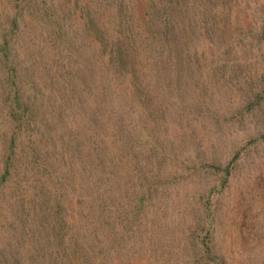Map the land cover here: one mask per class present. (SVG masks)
I'll list each match as a JSON object with an SVG mask.
<instances>
[{"label": "rangeland", "instance_id": "1", "mask_svg": "<svg viewBox=\"0 0 264 264\" xmlns=\"http://www.w3.org/2000/svg\"><path fill=\"white\" fill-rule=\"evenodd\" d=\"M166 7L121 66L102 0H0V264H264V0Z\"/></svg>", "mask_w": 264, "mask_h": 264}, {"label": "trees", "instance_id": "2", "mask_svg": "<svg viewBox=\"0 0 264 264\" xmlns=\"http://www.w3.org/2000/svg\"><path fill=\"white\" fill-rule=\"evenodd\" d=\"M61 1H65V0H61ZM162 1L158 0L157 2L150 3V8H152V13L153 14H155V12L158 13L156 17H154L153 19V22L155 20V24L151 25L152 23L150 24L149 19H146V22L148 23V25L147 26L143 25L141 26V28L138 29L137 24H135L137 20L135 19L134 21V18L128 16V14L133 11L129 8V6L126 5L128 4L126 0H116L115 4L113 0H102L103 8H102L100 17L98 18V21L100 25L102 26V29H104V33L106 34V36L113 41L112 45L115 46L114 49L111 48L112 53H110V58L112 59L113 62H117V64L121 66H124L125 62L128 63V61H126L127 57H129V55L132 52L134 53V50L136 49L135 48L136 42H137L136 35L141 36V39L144 40V37L146 35L145 34L146 29L149 27L156 29L155 31H157V34L159 36H164V37L166 36V31H164L166 27V23L164 22V18H163L164 10L167 8L166 3L169 4L174 1L178 2V0H166V2L164 0ZM30 2L31 1H29L28 4ZM60 4L61 5L58 6V7H61L60 9L62 10L63 9L65 10V8L68 9V5L66 3L62 2ZM43 6L44 4L41 2V6H37L36 10L42 11ZM161 8H162V11L160 15L159 10ZM22 9H23V6L21 7L20 11H22ZM44 10H46L47 13L51 11L49 13L51 15L52 9L50 8V6H47ZM44 10L42 14L46 16L47 14L44 12ZM54 10H55V13L58 14L56 9ZM107 10L113 11L114 13H116V17L119 20H117L114 16L106 17L104 14H106ZM43 15L41 16L42 19L44 18ZM24 17L25 16H23L22 19H24ZM19 20L20 19L18 15H14L12 19H8L7 17H4L0 14V59L5 61L6 63L8 61L6 57H8V55H10L12 52V45L15 46V40H12L11 38L13 35H15L13 34L14 33L13 30L14 29L16 30L17 27L19 26ZM111 20H113L112 23H111ZM110 23L115 27V28L112 27L113 32L111 34H109L108 32L111 26ZM17 92H19V90H17L16 93ZM23 99H24L23 95L20 94V98H15L14 100L21 101ZM26 105L27 104L24 103V108L23 109L21 108V112L19 114H15V112H12V115H10V117L14 118L15 121H19V120L21 121L23 114L29 113V108ZM23 120H27V117L24 118ZM17 128H18V125H17ZM11 147L13 146L11 145ZM12 153H13V149H11L10 154Z\"/></svg>", "mask_w": 264, "mask_h": 264}]
</instances>
